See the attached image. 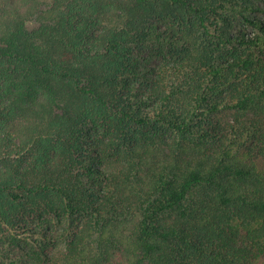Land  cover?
Listing matches in <instances>:
<instances>
[{
    "label": "trees",
    "instance_id": "trees-1",
    "mask_svg": "<svg viewBox=\"0 0 264 264\" xmlns=\"http://www.w3.org/2000/svg\"><path fill=\"white\" fill-rule=\"evenodd\" d=\"M257 8L0 0V243L33 236L39 264H264Z\"/></svg>",
    "mask_w": 264,
    "mask_h": 264
},
{
    "label": "rangeland",
    "instance_id": "rangeland-1",
    "mask_svg": "<svg viewBox=\"0 0 264 264\" xmlns=\"http://www.w3.org/2000/svg\"><path fill=\"white\" fill-rule=\"evenodd\" d=\"M258 5L254 15L264 19V0H256ZM244 26L246 32L251 34L255 31L254 27L250 24L238 21L235 25V29H239ZM155 62H158L157 60ZM56 225H53L54 229ZM19 237V236H18ZM32 242L20 241L10 243H0V257L8 264H39L38 253L41 251V246L35 242L33 236H27ZM45 251L51 252L53 250V244H48L44 247Z\"/></svg>",
    "mask_w": 264,
    "mask_h": 264
}]
</instances>
